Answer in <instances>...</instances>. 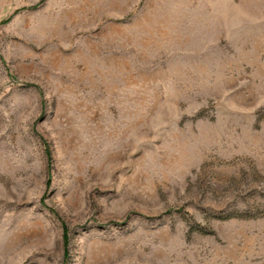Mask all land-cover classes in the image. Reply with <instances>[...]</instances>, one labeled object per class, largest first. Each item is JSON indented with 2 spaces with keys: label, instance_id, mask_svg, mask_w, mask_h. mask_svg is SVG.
<instances>
[{
  "label": "rangeland",
  "instance_id": "rangeland-1",
  "mask_svg": "<svg viewBox=\"0 0 264 264\" xmlns=\"http://www.w3.org/2000/svg\"><path fill=\"white\" fill-rule=\"evenodd\" d=\"M0 264H264V0H0Z\"/></svg>",
  "mask_w": 264,
  "mask_h": 264
}]
</instances>
